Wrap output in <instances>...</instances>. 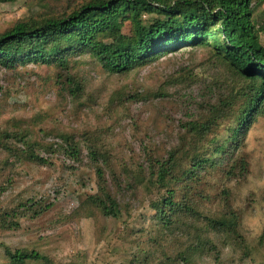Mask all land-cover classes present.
Returning a JSON list of instances; mask_svg holds the SVG:
<instances>
[{
    "label": "trees",
    "instance_id": "1",
    "mask_svg": "<svg viewBox=\"0 0 264 264\" xmlns=\"http://www.w3.org/2000/svg\"><path fill=\"white\" fill-rule=\"evenodd\" d=\"M263 3L264 0H88L70 13L32 16L0 33V71L14 73L29 64L50 66L56 70L57 84L70 102L88 110L95 100L88 94V84L95 80L126 77L168 55L205 56L203 63L213 69L208 82L213 102L198 106L197 115L180 121L183 132L165 158L148 157L146 170L137 166L140 183L145 181L150 190L160 193L149 205L153 211L149 233L164 235L166 242L175 234L186 241L182 251L165 253L152 264H193L199 249L214 250L210 232L238 240V216L226 203L222 212H204V205L210 202L205 179L216 171L233 175L234 166L229 163L235 147L255 116L264 114V45L258 36L264 26L253 21L254 9ZM145 16L146 22L142 20ZM125 21L131 27L128 36L121 31ZM83 68L86 74L78 77ZM9 81L7 76L0 79L2 110L10 107L8 100L14 84ZM155 97L162 99L165 95ZM125 100L142 102L145 95L135 92ZM28 122L12 118L6 123L0 131V155L47 165L57 154L79 161L80 147L72 135L49 136L42 145L35 144ZM88 150V155L97 161L95 175L98 193L102 194L94 195L92 204L101 215L116 218L119 211L107 191L105 172L114 178L117 175L100 165L104 162L101 154L97 156L91 147ZM235 162L243 172L244 162ZM0 248L4 264L46 261L36 252L11 251L1 243ZM133 262L150 264L146 256Z\"/></svg>",
    "mask_w": 264,
    "mask_h": 264
},
{
    "label": "rangeland",
    "instance_id": "2",
    "mask_svg": "<svg viewBox=\"0 0 264 264\" xmlns=\"http://www.w3.org/2000/svg\"><path fill=\"white\" fill-rule=\"evenodd\" d=\"M87 1L0 2V33L32 16L70 13ZM142 20L146 22L147 17ZM253 21L264 26V3L254 9ZM121 31L125 36L131 34L128 21L122 23ZM260 31L259 42L264 45V29ZM203 57L201 53L196 57L168 55L126 77L95 80L88 84V94L95 98L90 110L70 102L57 84L56 70L50 66L29 64L14 73L1 70L0 79L7 76L14 87L8 100L10 107L0 109V131L12 118L26 119L35 144L42 145L49 136L72 135L80 156L74 162L57 154L47 165L0 155V243L11 251L36 252L46 258L27 264H131L144 256L152 264L165 253L182 251L186 241L177 234L166 242L164 235L149 233L153 214L149 205L160 193L150 190L145 181L140 183L137 166L146 170L148 157L165 158L183 132L180 121L197 115L198 106L213 102L208 84L213 69L203 63ZM77 74H86V69ZM178 78L190 80L182 83L175 81ZM135 92L145 95V100H125ZM161 94L165 97H155ZM261 131L264 114H257L233 151L229 163L234 166L233 175L216 171L205 179L210 199L203 207L206 214L222 212L221 202L230 208L224 182L242 178L249 172L257 150L264 153V136L258 135ZM88 147L97 156L101 154L104 169L117 175L114 178L105 172L107 191L119 211L116 218L101 215L92 204V197L102 194L98 193L95 175L97 161L88 155ZM237 160L244 162L243 172ZM216 236L209 233L210 240ZM258 247H264V238ZM205 252L199 249L194 262ZM248 256L245 250L241 260ZM259 259L264 264V256ZM4 263L0 248V264Z\"/></svg>",
    "mask_w": 264,
    "mask_h": 264
},
{
    "label": "clouds",
    "instance_id": "3",
    "mask_svg": "<svg viewBox=\"0 0 264 264\" xmlns=\"http://www.w3.org/2000/svg\"><path fill=\"white\" fill-rule=\"evenodd\" d=\"M264 136V131L258 133ZM264 153L259 150L250 162L249 172L227 179L224 189L230 195V208L238 213L236 235L238 240L221 234L211 238L214 250L199 255L194 264H261L264 247H258L264 238ZM260 160L257 163V160ZM221 209L225 208L223 202ZM247 250L249 256L241 260Z\"/></svg>",
    "mask_w": 264,
    "mask_h": 264
}]
</instances>
